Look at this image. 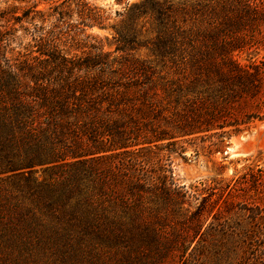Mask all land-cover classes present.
Here are the masks:
<instances>
[{"label":"trees","instance_id":"obj_1","mask_svg":"<svg viewBox=\"0 0 264 264\" xmlns=\"http://www.w3.org/2000/svg\"><path fill=\"white\" fill-rule=\"evenodd\" d=\"M21 1L0 10V264L34 245L159 244L156 203L174 211L190 196L173 171L180 142L264 120V56H250L264 49V0H193L185 12L214 28L197 38L172 0H143L117 32L120 55L71 54L59 25L47 30L75 10L97 20L86 0ZM146 45L165 72L135 53ZM202 189L175 237L187 262L264 264V168Z\"/></svg>","mask_w":264,"mask_h":264},{"label":"rangeland","instance_id":"obj_2","mask_svg":"<svg viewBox=\"0 0 264 264\" xmlns=\"http://www.w3.org/2000/svg\"><path fill=\"white\" fill-rule=\"evenodd\" d=\"M91 7L98 11L97 20L80 14L75 10L72 19L56 21L51 17L47 22V30L53 23L59 26L55 28L58 33V41L62 47L71 54L95 51L97 46L103 51H111L113 55H120L116 51L118 30L124 28L127 23L129 11L134 4L143 0H128L117 2L116 0H86ZM179 8L175 12V18L182 28L190 29L191 37H202L203 34L214 28L205 19L193 13H186L191 8L193 0L181 4L182 0H172ZM21 0H0V10L10 9L12 6L23 7L30 4ZM51 4L43 2L39 8L47 9ZM20 10H18L19 12ZM12 20L10 21L11 24ZM137 28H141L143 38L152 39L156 36L155 22L151 16L143 15L136 21ZM19 33H22L20 31ZM31 41L27 36L24 43ZM16 45V44H14ZM142 57L153 61L157 70L163 69V63L151 51L150 46H142L135 51ZM242 62L247 61L246 52L236 54ZM250 56L262 58L264 49L252 51ZM163 72L165 70L163 69ZM183 152L173 153L172 165L175 177L181 185L189 190L187 201L177 204L176 210L156 203V224L160 243L155 245L141 244L137 248L123 246H72L67 244H50L44 247L31 246L23 255L18 256L11 264H189L185 259L188 253L185 248L178 247L175 237L182 232V226L189 215V206H196L197 199L190 192H207L203 190L206 182L211 183L212 178L230 180L246 172L250 167L264 168V120H255L248 126H241L238 131H231L224 137H212L205 140H183ZM234 146V149L225 153L226 146ZM39 179L43 178L41 166H37ZM6 174H0L5 177ZM6 181L5 183H7ZM198 187H194V186ZM11 186V185H9ZM193 186V188L191 187ZM199 188V191H196ZM193 191V192H192ZM196 194V195H197ZM76 235L72 236L74 239ZM35 242L36 237H31ZM175 240V241H174ZM22 252V253H23Z\"/></svg>","mask_w":264,"mask_h":264},{"label":"water","instance_id":"obj_3","mask_svg":"<svg viewBox=\"0 0 264 264\" xmlns=\"http://www.w3.org/2000/svg\"><path fill=\"white\" fill-rule=\"evenodd\" d=\"M233 149H234V146H233V145H231V146H226L224 152H225V153H229V152H231Z\"/></svg>","mask_w":264,"mask_h":264}]
</instances>
